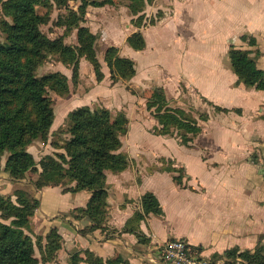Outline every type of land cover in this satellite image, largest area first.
<instances>
[{"label":"crops","instance_id":"0c3cea01","mask_svg":"<svg viewBox=\"0 0 264 264\" xmlns=\"http://www.w3.org/2000/svg\"><path fill=\"white\" fill-rule=\"evenodd\" d=\"M128 5L129 0H122L90 6L87 26L97 36L98 48L116 47L121 57L133 60L136 75L114 83L103 54L100 83L84 58L77 85L65 70L71 87L65 116L73 108L94 107L105 100L108 108L116 103L129 119L122 151L131 164L121 173L107 171L108 206L102 227L93 228L88 218L76 217L92 191L34 189L29 176L22 183L13 182L3 165L0 191L12 195L16 186L33 188L29 191L39 206L31 219V237L45 239L53 229L61 235L51 264H69L72 258L87 264V252L103 260L120 259V264H164L159 252L171 239L187 240L213 264L234 263L229 252H255L264 245V170L248 162L253 153H264V91L238 83L230 48L259 49L258 67L264 71V0H149L145 18L158 13L160 17L141 28ZM136 32L145 37L144 50L127 43ZM244 37L255 39L256 45L250 46ZM69 38L77 45V30L65 42ZM157 88L164 89L176 107L186 109L185 98L193 94L227 111L209 112V119L201 122V134L188 147L176 136L151 133L153 122L138 115L145 111L148 90ZM133 91L142 92L143 103L136 101L127 108L128 95L137 98ZM129 111L137 112V118ZM62 119L56 115L51 131ZM143 154L172 157L183 170H135ZM145 198L158 200L163 215L146 214Z\"/></svg>","mask_w":264,"mask_h":264},{"label":"trees","instance_id":"16d2710c","mask_svg":"<svg viewBox=\"0 0 264 264\" xmlns=\"http://www.w3.org/2000/svg\"><path fill=\"white\" fill-rule=\"evenodd\" d=\"M148 1L130 0L128 7L131 15L136 16L135 25L139 28L143 26V11ZM0 3L5 16L0 21V31L5 35V41L0 40V169L7 155L4 170L15 183L26 179L27 173L37 171L40 165L42 170L34 182L37 189L68 184L71 186L65 187L66 191H92L91 200L86 208L77 210L76 217L88 218L93 228H100L107 215V171L121 173L129 167L128 156L122 152V139L128 132L127 116L121 113L113 117L107 108L83 106L68 115L69 138L63 145H57L64 152L47 155L37 163L28 147L50 134L55 112L49 93L62 96L70 93L69 78L64 73L39 76L38 67L49 55L56 56L63 65L73 69L72 80L76 83L80 61L86 58L98 81H102L97 36L87 26V9L111 5L114 0H0ZM72 3L77 4L76 9ZM39 7L50 9L51 15L55 10L64 11L56 24L57 28L64 29L60 37L52 39L42 31L49 15H41ZM74 30H77L78 44L71 46L65 43V38ZM243 41L256 45L253 38L244 37ZM127 43L138 51L146 47L142 32L132 34ZM260 56L259 49L252 51L234 45L230 48V63L238 83L264 91V71L258 67ZM105 61L114 82L129 81L136 75L135 62L121 57L116 47L107 49ZM147 109L158 121L155 134L166 136L178 131L185 146L201 134V122L209 119L207 114H202L199 120L189 118L184 110L170 106L164 90L159 88L152 91ZM38 206L39 201L24 190L17 189L12 195L0 193V264H39L36 250L41 253L42 262L54 260L60 249L58 230L53 229L45 239L38 237L36 241L27 233ZM143 208L146 214L163 215L156 199L145 198ZM227 256L234 263L240 259V264H264V245L255 252L231 251ZM121 262L120 259L103 260L91 252L86 254L87 264ZM69 264H79V259L72 258Z\"/></svg>","mask_w":264,"mask_h":264},{"label":"rangeland","instance_id":"374dc122","mask_svg":"<svg viewBox=\"0 0 264 264\" xmlns=\"http://www.w3.org/2000/svg\"><path fill=\"white\" fill-rule=\"evenodd\" d=\"M116 1L121 2L122 0H115L113 4H115ZM123 3H125V2H123ZM129 3H130V0H129ZM38 11L43 16L49 15V21L46 22V24H44L42 26V31L49 38L55 39V38L60 37L64 33V29L63 28H57L56 24H57L59 15L64 14L63 13L64 11L55 10L54 13H52V15H51V10L47 9V8H40L39 7ZM155 15L151 14L148 18H145V16H144L143 26H148V25L152 24L153 22L156 21V19H158V17H160L159 13L155 14ZM4 18H5V16H4V13H3L2 4L0 3V21L2 19H4ZM87 25H88V22H87ZM0 40L1 41H5V35L1 31H0ZM69 40H70L69 43H67V42H65V43L68 44V45L73 46V43L70 44L73 41V39L69 38ZM108 48H110V47H107L105 49H100V48H98L96 46L97 58L99 59V61H100L99 57H101V54H103V58L105 60V53H106ZM118 54H119V50H118ZM84 59L87 60L86 58H84ZM88 63L91 65L92 71L94 73L95 80L98 83H100L101 81H98L97 76H96V74L94 72L92 64L89 61H88ZM105 63H106V61H105ZM80 67H81V61H80V66H79L78 80H77L76 83L72 80V82L75 85H77L79 83V81H80V76H81ZM65 70H69V74H71V77H73V69L72 68L63 65L58 57L49 55L47 57V59L45 60V62L40 67H38L37 74L39 76H43V75H46V74H50V73H53V72L60 71V72H62V73H64L66 75ZM116 81L118 82L120 80H116ZM116 81L114 82V80H113L114 83H117ZM121 81H122V79H121ZM123 81H125V80H123ZM69 84H70V80H69ZM87 85H89V83H87ZM159 89H162V88H159ZM153 90H148L149 94L146 95V101H144V104H142V106H144L145 111H142V112L139 111V114L137 112L135 114H133L132 111H129V112L132 114L133 118H135V119L137 118L136 115L138 114V115L142 116V118L146 117V120L152 121L153 122L152 125L154 124V126L151 128L150 132L155 134L154 133V129L158 125V121L154 118V116L151 114V112L148 111V109H147V101H148V98L151 96V93H152ZM122 91H120V92H122ZM140 92L141 91H139V94L136 93L135 91L132 92V93H135V95H137L136 96L137 97L136 100L134 98H131L132 97L131 94L128 95L129 98H130V102L127 104L128 105L127 108H129V104L132 105L136 101L137 102L141 101V103H143V99L141 98L143 96V94H142V92L141 93ZM164 92H165V90H164ZM70 94H71V90H70V93L68 95H66V96L57 95V94L51 93V92L48 95V98L50 100H52V102H53L55 117L57 115L58 119H61V118H63V119H62V123H61V125H60V127L58 129L52 130V131L50 130V134H49L47 139H45V140H37V141L33 142L28 147V152L33 155V157H34V159L36 160L37 163H39L41 161V159L43 157L47 156V155H54L56 152H64V150L63 149H59L57 145L61 146V145H63L65 143L66 140H68V138H69V135H68L69 134L68 133V129H69L68 115L72 111L80 108V107L73 108V110L69 111L68 115L65 116V114L63 113V110H64V106H65L66 100H67V98H68V96ZM187 96L188 97L185 98L187 103H188L186 109L180 108V107H176V106L170 104V102L168 101L169 105L172 106V107L174 106L176 108H180V109L184 110L186 112V115L189 118H192V119H195V120H199L202 114H207L208 116H210L209 112H213V113L221 112L216 107H214L211 103L206 102L204 100H199L196 95H194V98H193V94L192 95H187ZM107 103H108V101L101 100V101H99V104H97L96 106H94L92 108H101V107L102 108H107V109H109L111 111L113 117H116L118 114H121V113L124 114L125 111H119L120 108L117 107L116 103H112V105L110 106L111 109L107 107V105H108ZM194 104H197L198 106H200V109H198V107H196ZM72 107H74V106H71V108ZM181 134H182V132H181ZM155 135H157V134H155ZM166 136H174V137L176 136L181 142V138H180L181 136L178 134V131H174L173 135H166ZM190 146H191V144L188 147H190ZM129 149H130V147H129ZM123 153H125V152H123ZM125 154L128 156L129 166H130L131 161H130L129 155L127 153H125ZM6 159H7V155H5L3 157V159H2V161H1V165H3V167H5ZM137 159H139L140 161H137V163H135V170H183V168H181V167H179V165H177V163L175 162L174 158H172V157L171 158H167V157H161L160 155H155L154 156V155L143 154L141 157H139ZM248 162L253 164V165H257L258 168H263V170H264V153L263 152L262 153H253L252 155L249 156V161ZM41 170H42L41 166L38 165L37 171H30V172L27 173V176H29L30 181H31V184L30 183H27V184H30L34 189H37V187H35V185H34V182L38 179ZM13 182H15V181L13 180ZM20 183H22V182L20 181ZM31 186L30 187H25V186L19 185V186H16V188L14 190L15 191L17 189L24 190L25 192H27V193H29L31 195V191H29L32 188ZM70 186L71 185H68V184L66 186L63 185L64 188L65 187L67 188V187H70ZM15 191H14V193H15ZM0 193L5 195L1 191H0ZM31 219H32V217H31ZM31 219H30V223H31ZM27 233L29 235L31 234V229L30 228L27 231ZM36 240L37 239H35V241ZM57 252L55 253V257H54V260L52 262H55V258L57 257ZM36 256L40 260L39 264H51V262H49V263L42 262L43 260H42L41 253L39 252V250H36ZM228 264H237V263H233L232 262V263H228Z\"/></svg>","mask_w":264,"mask_h":264},{"label":"built area","instance_id":"2783aa9c","mask_svg":"<svg viewBox=\"0 0 264 264\" xmlns=\"http://www.w3.org/2000/svg\"><path fill=\"white\" fill-rule=\"evenodd\" d=\"M159 257L164 264H213L202 257L195 248L184 239H171L160 249Z\"/></svg>","mask_w":264,"mask_h":264}]
</instances>
